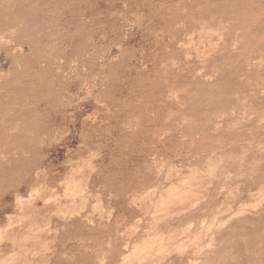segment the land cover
<instances>
[{
	"label": "rangeland",
	"instance_id": "1",
	"mask_svg": "<svg viewBox=\"0 0 264 264\" xmlns=\"http://www.w3.org/2000/svg\"><path fill=\"white\" fill-rule=\"evenodd\" d=\"M217 1L0 0V249L3 250L0 252V264H49L48 260L54 252L61 256V259L56 260L54 264H127L129 260L130 264L133 261L137 262V259L132 260V258H137L136 256L134 258L135 252L140 251L138 246L141 247L144 240L145 243L152 240L148 241L145 237L149 239L147 233H152L151 229L157 224L156 220L161 223L157 218L179 211L185 200V198L182 201L178 199L180 203H176L178 200L175 201V197H170L173 194L171 189L169 188L171 194L167 195L169 192L166 188L170 186L171 182L178 184L181 188L184 187L182 186L184 184L188 185L186 184L188 181L183 180L194 176L196 171L191 172V168H188L186 164L191 161L190 158L195 159L199 156L208 158L199 163L197 171L199 174L196 173L197 175L190 178V188L194 186L193 191H196L197 188V194L201 195L197 196L196 201L202 197L200 202L196 203L198 206L204 205L213 195L219 197V202L211 212L202 213L195 220L188 221L185 225L176 228L179 229V232L183 230L185 233L183 227L187 229L191 223V230H189L192 233H187L189 231L187 229L185 236L188 234V236H192V242L196 240V244L195 242L191 243V239H188V236V238L185 237L183 232L178 234L176 231L178 235L169 232L172 238H178V240L173 239V245L178 244L180 247L176 246L181 250L187 249L186 252H183L185 260L195 258V251L210 245L211 235L206 232L217 231L218 226L222 225V221L227 219V212L233 214L238 211V214L247 219L248 223L235 228L228 234V241L237 242L238 248L229 247L226 255L235 256L236 261L240 264H264V179L255 187L253 191L255 194H248V191L253 187L252 180L264 172V152L262 153L264 151V131L255 127L253 131L249 129L256 117V111L251 108V105L244 107L241 121L244 119L248 123L242 121L243 124L245 123V128L236 139L232 138L235 136L222 134L215 137L213 141L208 134L206 136L199 134L191 136L190 132L192 123H207L209 115L213 113L210 112L213 111L212 107L207 105L208 98H204L202 107L193 113L186 111L183 107L185 98L192 102L198 87L205 84H225L229 78L224 73L216 75L212 71L210 60L207 57L210 53L214 54L217 47L221 46L223 41L225 42L227 36L224 34V37L223 33H226V29H229L233 22L216 5ZM262 5L264 8V1L260 0L253 4L252 8L258 9L259 15L264 17V12L260 7ZM191 17L195 18L192 26L189 23ZM240 18L238 16L239 20ZM206 23L208 27L203 29L202 24L206 25ZM222 24L225 26L229 24V26L225 27ZM218 25L226 29L219 28ZM217 27L218 29H216ZM207 29H210L208 31L211 32L212 29L218 30L220 37L223 36L221 37L222 43L217 46L216 42L220 39L217 38L219 33L213 31L212 34L217 33V35L211 37L210 32L206 31ZM221 29L223 33L220 31ZM200 30L202 34L197 36V34L200 35ZM202 30L208 34L204 32L206 34L204 36ZM207 36L212 40H208ZM205 37L208 39L207 42L205 39L203 46L201 44ZM196 38L197 40L202 38L200 39L202 41L199 40L202 43L195 42ZM190 39L195 40L193 44ZM194 42L200 45V48ZM212 42L216 43V46H213ZM189 45H194L199 50ZM186 46H189L188 50ZM201 55L203 56L201 57ZM172 63H174V67L171 66ZM202 70L203 73H201ZM197 71H200L201 75ZM263 79L264 76H255L253 72L250 73L249 80L252 86L264 82ZM171 92L172 94H170ZM173 92L176 94L179 92L181 96L178 94L176 96L179 100ZM218 114L216 112L214 117L217 118ZM261 148L263 150L259 152ZM221 154H225V157H222ZM218 158H221V162L218 161L220 160ZM208 159L212 161L208 162ZM206 162L212 165L216 164L215 166L209 165L213 167L211 169L214 171L210 170ZM217 163L220 166L223 163V167L220 168ZM161 165L162 167H160ZM84 167L86 172L88 168L90 170L87 172L86 180ZM215 167L218 168V171L216 175L214 174L215 176L213 175L214 177L207 174H211V171L216 172ZM94 168L95 170H93ZM219 169L227 170L232 176L225 177L229 174L226 171L221 172ZM41 171L45 173V176ZM72 171L75 172L74 175L77 174V171L78 174L74 178L71 177L72 179L67 178ZM35 173L36 175H34ZM167 174L169 175L167 176ZM206 176H210L209 179ZM201 177H204V181ZM43 178L44 181H42ZM210 178L211 180L219 179L211 181ZM74 181L75 183H73ZM66 182L69 183H67L68 185L72 183L70 189L69 186L65 187ZM179 182H182V185ZM211 183L213 186H210ZM39 184L41 188H38ZM73 184L79 187L75 188ZM84 185L88 192L84 190ZM189 185L185 188L188 189ZM236 185L239 186L236 187ZM206 186H209L208 190ZM223 186L224 189H222ZM44 187L45 189H43ZM64 188L68 189L66 194ZM72 188L74 192L71 191ZM151 188L153 191L150 192ZM225 188L226 192L224 193ZM50 189L51 191H49ZM229 189L233 193L230 194ZM31 190L37 191L38 194ZM81 190L85 193L84 195L82 192L83 197L87 198L86 195H88V199H84L80 195L82 194ZM145 190L148 194H144ZM40 191L42 194H39ZM162 191L167 193L163 192L162 194ZM53 193L58 195L61 200L56 199V195ZM67 194L71 195L74 200L75 195L76 199H79L74 202L75 206L66 197L64 198V195L67 196ZM165 194L167 197L163 196ZM147 195L148 197H146ZM227 195L231 197L228 198ZM165 198H171L172 202L179 205V209L177 206L173 207L175 204L166 199V205L169 200V207L167 206L169 210H165L167 208L164 209L160 203L158 204L160 199L165 200ZM190 198L183 202V204L186 202L184 205L182 204L183 208L191 207L195 198ZM136 199L139 202H136ZM86 200L88 205L85 210L86 207L82 204L84 206L82 208L83 206L79 203L85 202L86 204ZM152 202L154 203L152 204ZM254 203L261 206L255 205L257 208L252 212L251 208H254ZM94 204L99 207L96 206L93 213ZM157 204L161 206V208L157 206L160 209L155 208ZM251 204L253 205L250 208L251 213L247 212L250 209L246 211L247 213L244 212L246 209L244 210L242 207L246 206L245 208H247L248 206L249 208ZM220 205H223V208H220ZM19 206H21V210H19ZM79 206L81 210H79ZM90 206H94V209ZM97 207L99 210L102 209L98 211ZM226 208L234 212L231 210L230 212ZM219 209L220 214L218 213ZM66 210L69 217L72 215L70 211L73 214L79 212L77 218L83 220V226L55 235V226L59 225L62 228L65 223V217L62 214ZM159 210L160 213L157 212ZM161 210H165L163 211L165 214ZM171 210L174 213H171ZM161 212L165 216L163 214L158 216ZM152 213L157 214V217L155 215L156 220ZM222 213L225 215L222 216ZM26 214L29 215L26 216ZM214 216L215 218H213ZM100 217L102 218L100 219ZM21 219L25 221L21 222ZM46 219H48L47 222ZM204 219L208 225L202 223V225L205 224L203 230L201 222ZM213 219L219 221L216 222ZM99 220L103 221L99 222ZM90 221L91 224H89ZM136 221L137 224L139 221L140 223L137 225ZM211 221L215 223L211 225ZM18 223L21 227L17 226ZM209 223L211 228L208 227ZM214 225H217L216 228ZM94 226L100 227L101 231L90 233L89 228ZM181 228L182 230H180ZM25 229L32 232L30 235L27 231L28 237H30L29 240L28 237L26 239L29 241L28 243L22 237V235H28L24 232ZM165 233L163 236L167 235L165 237L168 240L171 236H168V232ZM159 235L155 237L159 239L161 237ZM179 235L181 238H187L185 239L187 240L185 241L186 248L181 246V243L184 246V241L183 238L180 239ZM36 236H39V239H36ZM165 237L159 239L160 244L163 243L160 245L163 247L162 251L166 249L167 242L172 239L167 241ZM179 239L183 242L180 243ZM161 240H165L166 243ZM189 240L190 244H188ZM199 241L200 243H197ZM205 242H207L206 245ZM126 243H132L131 250L127 251L123 248ZM171 243L168 244L169 248L173 246ZM14 244L16 245L14 246ZM200 244L203 247H197ZM75 246L79 248L75 250L73 248ZM176 246L173 247L176 249ZM133 249H136L135 252L132 251ZM181 250L180 252H182ZM117 251L126 252L125 256L128 254L129 260L124 261L125 263L122 262ZM160 251V249L155 250L156 259H160V264H169L172 258L180 257L179 251L177 253L175 250H173L175 252L170 251L172 254L169 251H165V253L162 251L160 253ZM131 252L134 254L132 255ZM249 255L254 256L253 263L249 261ZM67 258H70V261H65ZM187 261L184 264H187ZM136 262L132 264H137L138 262ZM229 263L236 264L231 260Z\"/></svg>",
	"mask_w": 264,
	"mask_h": 264
},
{
	"label": "bare ground",
	"instance_id": "2",
	"mask_svg": "<svg viewBox=\"0 0 264 264\" xmlns=\"http://www.w3.org/2000/svg\"><path fill=\"white\" fill-rule=\"evenodd\" d=\"M257 1H260V0H218L217 1V3H216V5H218L219 6V8L223 11V13L226 15H228L229 17H230V20H232L233 22H232V26H230V28L229 29H226L227 31H226V33H223V30L221 29L220 31H221V33H223V35L224 34H226V36H227V39L225 40V42L223 41V44L221 45V46H218V44L219 43H222V38L221 37H223V36H221L220 37V33L218 32V30L216 31V32H218L219 33V37L217 36V38H220V39H218V42H216L217 43V50L215 51V53L213 54H211L210 53V55L208 54V56H207V54H206V56L208 57V59L210 60L209 61V64H210V66L212 67V71L217 75V74H220V73H224L225 75H228L229 76V78H228V81L225 83V84H220V83H215V84H205V85H203V86H201V87H198V89H197V91H196V93H195V97H194V99L192 100V102H189L186 98H185V102H183V107L185 108V110L186 111H190V112H194V111H197V110H199L201 107H202V103H203V99L204 98H208V103H207V105L208 106H210V107H212V110L213 111H210V112H213V113H211L210 115H209V119H208V122L206 123H200V124H197V123H192L191 125H190V132H191V136H193V135H196V134H199V135H201V136H206V134H208L209 136H210V138H211V140H213L214 141V139H215V137H219V136H221L222 134H229V135H231V136H235V137H232V138H234V139H236V137H238V136H240L242 133H243V130H244V128H245V123L243 124V122H246V123H248L247 121H244V119L241 121V116H243L244 115V112H242V111H244V107L246 106H250L251 105V108L252 109H254L255 111H256V117H255V119H254V121H252V124L250 125V130L251 131H253V128L255 127V128H257V129H259V130H263L264 131V112H263V110H264V82H261V83H259V85H255V86H252V83H251V81L249 80V77H250V73L251 72H253L254 73V75L255 76H264V63H263V61H264V59H263V57H264V17H262V16H260L259 15V11H258V9H253L252 8V5L253 4H256L257 3ZM261 1H264V0H261ZM214 4V3H213ZM261 8H262V11L264 12V8H263V5L262 6H260ZM185 9V8H184ZM184 11V10H183ZM186 11V10H185ZM209 12V11H208ZM183 14V13H182ZM197 14H199V13H197ZM204 15V14H203ZM217 16V15H216ZM238 16H240L241 18H240V20L238 19ZM120 17V16H119ZM202 17H204V16H202ZM121 18V17H120ZM123 18V17H122ZM215 18V17H214ZM217 18V17H216ZM139 19V18H138ZM189 19V18H188ZM213 19V18H212ZM211 19V20H212ZM215 20H217V19H215ZM172 21V20H171ZM194 21H195V18L194 17H191V19H190V21H189V23H190V26H192V24L194 23ZM219 21V20H218ZM222 21V20H221ZM131 22V21H130ZM223 22V21H222ZM149 24V23H148ZM218 24L220 25V23L218 22ZM224 24H225V22H224ZM125 25V24H124ZM219 25H218V27H219ZM223 25V24H222ZM228 26H229V24H227ZM227 25L225 26V25H223V26H225V27H227ZM129 26V25H128ZM223 26H220V27H223ZM208 26H207V23H206V25L205 24H202V28L203 29H205V28H207ZM209 27H210V24H209ZM212 28H214L213 26H211ZM218 27L216 28V29H218ZM219 27V28H220ZM137 28V27H136ZM165 28V27H164ZM170 28V27H169ZM133 29V28H132ZM138 29V28H137ZM148 29V28H147ZM157 29V28H156ZM211 29V28H210ZM210 29H207L206 31H208V30H210ZM223 29H224V27H223ZM224 29V30H225ZM203 31V30H202ZM206 31H203V34H204V32L206 33V34H208V32H210L209 34H211V37L213 36V37H216L215 35H217V33H215V34H212V32L214 31L213 29H212V32L211 31H208V32H206ZM214 31V32H215ZM129 32V31H128ZM196 32V31H195ZM200 35L199 34H197V36H201V30H200ZM206 34H204V36L206 35ZM196 35V34H195ZM193 36V35H192ZM204 36H202V37H204ZM208 38H203L204 39V41H203V44H201L200 42H199V40L200 39H202V38H199V40H197V38H196V40L197 41H195V40H192V39H190L191 41L190 42H192V44H193V41H195V42H197V43H199V44H201V45H203L204 46V43H205V39H206V42H207V39L208 40H212V38L211 37H209V36H207ZM224 37H225V35H224ZM184 38H186V37H184ZM190 38V37H189ZM214 39V38H213ZM210 40V41H211ZM166 41H168L167 39H166ZM200 41H202V40H200ZM209 41V42H210ZM194 42V44L197 46V47H199L200 45H197L196 43ZM213 42H214V40H213ZM212 42V44H214L213 46H216L215 44L216 43H213ZM211 43V42H210ZM209 43V44H210ZM209 44H208V46H209ZM212 44H211V46H212ZM163 45V44H162ZM180 45V44H179ZM182 45V44H181ZM187 45H188V43H187ZM190 47H192V48H196L197 50H199V48H197L196 46H194V45H189ZM189 46L187 47V50H188V48H189ZM194 46V47H193ZM206 46V45H205ZM221 47V48H220ZM182 48V47H181ZM185 48V47H184ZM204 48V47H203ZM206 49H207V47H206ZM206 49H205V51H206ZM213 49V48H212ZM182 50V49H181ZM185 50H186V48H185ZM195 50V49H194ZM211 50V49H210ZM200 51H202V50H200ZM197 52V51H196ZM186 53H188V52H186ZM202 53H204V52H202ZM206 53H208L207 51H206ZM168 54V53H167ZM169 55V54H168ZM185 55H188V54H185ZM197 55H199V54H197ZM204 55V54H203ZM203 55H201V57L203 56ZM153 56V55H152ZM171 56V55H170ZM205 56V57H206ZM188 57V56H187ZM186 57V59H188ZM204 59V58H203ZM167 60V59H166ZM191 60V59H190ZM197 60V59H196ZM206 60V59H205ZM171 61V60H170ZM173 61V60H172ZM171 61V62H172ZM204 61V60H203ZM174 62V61H173ZM170 63V62H169ZM180 63V62H179ZM178 63V64H179ZM173 64L174 63H172V65L171 66H173ZM205 64V63H204ZM166 65V64H165ZM183 66V65H182ZM174 67V66H173ZM170 68V67H169ZM176 68V67H175ZM159 69V68H158ZM181 69V68H180ZM200 70V69H199ZM167 71V70H166ZM197 72H199V74H200V71H197ZM171 73V72H170ZM201 73H203V70H202V72ZM197 74V73H196ZM196 74H194V75H196ZM199 74H197V75H199ZM212 74V73H211ZM239 74H240V78H239ZM173 75V74H172ZM201 75V74H200ZM199 75V76H200ZM227 76V77H228ZM175 77V76H174ZM209 77V76H208ZM226 77V76H225ZM205 79V78H204ZM239 79V80H238ZM244 79V80H243ZM211 80H213V79H211ZM210 80V81H211ZM183 81V80H182ZM181 81V82H182ZM260 81V80H259ZM263 81H264V79H263ZM190 83V82H189ZM166 84H167V82H166ZM190 87V86H189ZM132 88V87H131ZM185 88H186V86H185ZM172 89V88H171ZM184 89V88H183ZM187 89V88H186ZM186 89H184V90H186ZM168 91V90H167ZM172 91V90H171ZM177 91V90H176ZM181 91V90H180ZM194 91V92H195ZM183 92H185V91H183ZM173 93H175V92H173ZM170 94H172V92L170 93ZM170 94H169V96H170ZM178 95H180L179 94V92L177 93ZM176 93H175V97L176 96H178ZM186 95H187V93H185ZM192 94H194V93H192ZM168 95V94H167ZM182 95H183V93H182ZM181 96V95H180ZM132 97H134V96H132ZM189 97V96H188ZM169 98V97H168ZM174 98V97H173ZM177 98V97H176ZM175 98V99H176ZM178 99V98H177ZM179 100V99H178ZM178 100H176L177 102H179ZM180 100H182L181 98H180ZM189 100H191L190 98H189ZM171 103V102H170ZM251 103V104H250ZM161 104V103H160ZM131 107V106H130ZM204 107V106H203ZM249 109V108H248ZM247 110V109H246ZM251 110V109H250ZM157 111V110H156ZM184 111V110H183ZM217 112V118H215L214 117V115H215V113ZM250 112V111H249ZM171 113V112H170ZM182 113V112H181ZM186 113V112H185ZM246 113V112H245ZM178 114V113H177ZM27 116V115H26ZM176 117V116H175ZM174 117V118H175ZM126 118V117H125ZM156 118V117H155ZM247 118H248V116H247ZM180 120V119H179ZM248 120V119H247ZM168 121H169V119H168ZM182 121V120H181ZM130 122V121H129ZM183 122V121H182ZM184 122H185V120H184ZM256 122H258V124H256L255 125V123ZM136 124V123H135ZM184 124V123H183ZM187 125V124H186ZM188 126V125H187ZM126 127H127V124H126ZM129 127V126H128ZM183 127H184V125H183ZM182 127V128H183ZM116 129V128H115ZM57 130V129H56ZM154 130V129H153ZM134 131H135V129H134ZM132 132V131H131ZM127 134H128V132H127ZM248 135V134H247ZM197 136V135H196ZM161 138H162V135H161ZM186 138V137H185ZM194 138V137H193ZM261 139V138H260ZM182 140V139H181ZM183 140H185V139H183ZM262 140V139H261ZM253 144V143H252ZM251 144V145H252ZM250 145V146H251ZM256 145V144H255ZM258 145V144H257ZM183 146V145H182ZM263 146H264V144H263ZM161 147H162V145H161ZM260 147V146H259ZM261 147H262V145H261ZM181 148V147H180ZM190 149V148H189ZM217 149H219V148H217ZM245 150V149H244ZM243 150V151H244ZM263 149L261 148V149H259V152H261ZM132 151V150H131ZM252 152V151H251ZM264 151H262V153H263ZM197 154V153H196ZM232 154V153H231ZM213 155V154H212ZM215 155V154H214ZM244 155V154H243ZM156 156V155H155ZM158 156V155H157ZM221 156L222 157H225V154H221ZM109 158V157H108ZM122 158V157H121ZM208 157H206V158H204L203 156H199V157H196L195 159H192V158H190L189 160H191L189 163H187L186 164V166L188 167V168H191V172H194V171H196L195 172V174L197 173V174H199V172H197L198 171V166H199V163L201 162V160L203 161V160H205V159H207ZM157 159V158H156ZM165 159H167V158H165ZM217 159V158H216ZM218 159H220V160H218V161H220L221 162V158H218ZM235 159V158H234ZM158 160V159H157ZM161 160V159H160ZM164 160V159H163ZM169 160V159H168ZM209 161L208 162H211L210 161V159H208ZM236 160V159H235ZM79 161V160H78ZM77 161V162H78ZM90 161V160H89ZM166 161V160H165ZM208 162H206L207 164H208V166L209 165H212L211 163H208ZM214 162V161H213ZM212 162V163H213ZM241 162H243V161H241ZM80 163V162H79ZM91 163V162H90ZM107 163H108V161H107ZM177 163V162H176ZM234 163V162H233ZM85 164V163H84ZM160 164H162V163H160ZM165 164V163H164ZM170 164V163H169ZM214 164V163H213ZM131 165V164H130ZM216 164H214V165H212V166H215ZM217 165H218V163H217ZM225 165V164H224ZM256 165V164H255ZM90 166V165H89ZM127 166V165H126ZM166 166V165H165ZM211 166V167H212ZM218 166H220V165H218ZM241 166V164L239 165V167ZM113 167V166H112ZM160 167H162V165L160 166ZM170 167V166H169ZM211 167L209 166V168H210V170H212L213 169V167H212V169H211ZM217 167V166H216ZM216 167H215V171L216 172H212V171H214V170H212L211 171V174L210 173H207V174H209V175H211L212 177H214L215 175H216V173H217V171H218V168L216 169ZM221 167H223V163L221 164V166H220V168ZM253 167H255V166H253ZM87 168V167H86ZM102 168V167H101ZM164 168V167H163ZM208 167H207V169H209ZM84 169H85V167H84ZM92 169V168H91ZM165 169V168H164ZM170 169H171V167H170ZM223 169V168H222ZM256 169V168H255ZM52 170V169H51ZM59 170V169H58ZM70 170V169H69ZM80 170V169H79ZM88 170H89V168H88ZM88 170H87V172H88ZM93 170H95V168L93 169ZM161 170H163V169H161ZM169 170V169H168ZM172 170H174V169H172ZM210 170H209V172H210ZM219 170H221V169H219ZM229 170V169H228ZM35 171V170H34ZM37 171H38V169H37ZM48 171V170H47ZM81 171V170H80ZM79 171V172H80ZM90 171V170H89ZM97 171V170H96ZM127 171V170H126ZM147 171V170H146ZM166 171V170H165ZM205 171V170H204ZM208 171V170H207ZM206 171V172H207ZM223 170H221V172H222ZM224 171H226L227 173H228V171L227 170H225L224 169ZM223 171V172H224ZM42 172V171H41ZM85 172H86V169H85ZM86 172V177H85V180H86V178H87V173ZM91 172H94V171H91ZM163 172H164V170H163ZM162 172V173H163ZM225 172V173H226ZM38 173V172H37ZM43 174H44V176H45V173L44 172H42ZM62 173V172H61ZM74 171H72L70 174H69V176L67 177V178H71V177H73L74 178V176L75 175H77L78 174V171H77V174H75L74 175ZM83 173H84V171H83ZM158 173H160V172H158ZM167 173V172H166ZM180 173V172H179ZM201 173H202V171H201ZM200 173V174H201ZM205 173V172H204ZM225 173H223V174H225ZM42 174V175H43ZM79 174H81V173H79ZM92 174V173H91ZM195 174H194V176H195ZM196 174V175H197ZM215 174V175H214ZM223 174H222V176H223ZM229 174V173H228ZM34 175H36V173L34 174ZM38 175H39V173H38ZM40 175H41V173H40ZM84 175V174H83ZM82 175V176H83ZM125 175V174H124ZM165 176H166V174H164ZM169 174H167V176H168ZM176 175V174H175ZM192 175V174H191ZM214 175V176H213ZM241 175V174H240ZM243 175V174H242ZM254 175V174H253ZM58 176V175H57ZM81 176V177H82ZM89 176V175H88ZM127 176V175H126ZM158 176V175H157ZM160 176V175H159ZM181 176V175H180ZM190 176V175H189ZM194 176H192V177H194ZM201 176V175H200ZM203 176H205V174H203ZM229 177V176H232V175H225V177ZM42 177V176H41ZM77 177V176H76ZM90 177V176H89ZM184 177V176H183ZM183 177H181V179H183ZM186 177H188V176H186ZM185 177V178H186ZM192 177H190V178H192ZM207 177V179H209L208 177H210V176H206ZM224 177V176H223ZM36 178V177H35ZM38 178V177H37ZM82 178H84V176L82 177ZM164 178H166V177H164ZM184 178V179H185ZM190 178L188 179V180H183V181H188L186 184H188L189 185V182L191 183V180H190ZM195 178H197V177H195ZM202 178V177H201ZM222 178V177H221ZM239 178V177H238ZM245 178V177H244ZM45 179H46V177H45ZM72 179V178H71ZM168 179V178H167ZM180 179V180H181ZM194 179V178H193ZM192 179V180H193ZM215 179H217V178H213L212 180H211V178H210V180L211 181H216ZM219 179V178H218ZM218 179H217V181H218ZM222 179H224V178H222ZM227 179V178H226ZM241 179H243L242 177H241ZM251 179V178H250ZM264 179V172H262V174L259 176V177H257V178H254L253 180H252V188L248 191V194L249 195H252V194H255L253 191L255 190V187L257 186V184L258 183H260L262 180ZM63 180V179H62ZM165 180V179H164ZM190 180V181H189ZM202 180L204 181V177L202 178ZM202 180H200L202 183H203V181ZM42 181H44V178H43V180ZM64 181V180H63ZM72 181V180H71ZM77 181V180H76ZM89 181V180H88ZM238 181V180H237ZM264 181V180H263ZM70 182V181H69ZM87 182V181H86ZM163 182V181H162ZM165 182V181H164ZM193 182H194V180H193ZM196 182H197V180H196ZM225 182V181H224ZM68 182H66V184H67ZM73 183H75V181L73 182ZM77 183V182H76ZM80 183V182H79ZM82 183V182H81ZM89 183V182H88ZM180 184L182 183V182H179ZM195 183V182H194ZM41 184V183H40ZM39 184V187L38 188H41V185ZM59 184V183H58ZM69 184V183H68ZM65 185V187H68L69 186V189H70V185L72 184V183H70V185ZM85 184V183H84ZM160 184V183H159ZM183 184H184V182H183ZM196 184V183H195ZM200 184V183H199ZM204 184H205V182H204ZM212 184V183H211ZM44 185H45V183H44ZM74 185V187L76 188L77 187V185L75 186V184H73ZM72 185V186H73ZM79 185V184H78ZM87 185V184H86ZM182 185V184H181ZM188 185H182V186H184L183 188H181V186H178V184H173V182H171L170 183V186H168V188H166L167 190H168V192H169V188L171 189L170 191L173 193V194H171L170 192H169V194H167V195H170V197L171 196H173V198L175 197V201L176 200H180V201H182V200H184V198H185V200L187 199V198H189V197H193V198H195V203L193 202L189 207L190 208H188L187 206V208H183V206H182V204H183V202L185 201H183L182 202V204H181V207H180V209H179V205H177L176 203H180L179 202V200L178 201H176V203L175 202H172L173 200H170L169 198H165V200H159V202H158V204L160 203V205L161 206H163L164 207V209L165 208H167V206L169 207V200H170V202L171 203H174L175 205L173 206V207H175V206H177V208L179 209V211H176L175 213L174 212H172V210H171V213H174V214H171V215H169V214H167V216H165L164 214V212L163 211H165V210H169L168 208L167 209H165V210H161L162 212H161V214H159L158 216H162V214L165 216V217H162V218H157V219H159L160 221L159 222H161V223H158V220H156V218H155V215H156V217H157V214H154V213H152V214H154L153 216H154V219L156 220V225L151 229L152 230V233L151 232H149V233H147V236H149V239H148V237H145V239L147 238V240L149 241L150 239H152L151 241H149V242H146L145 243V240H144V245L142 246V244L143 243H141V247H139L138 246V248L140 249V251L135 247V245H134V247L138 250L137 252H135L134 250H136V249H133L132 251H134L135 252V255H134V258H135V256L137 257V258H135V259H133L132 257V260H136L137 259V262L136 261H133L132 263H134V262H136L137 264H160V259H156V255H155V250L156 249H160L161 251L163 250L162 248V246L160 247V245H162L163 243H161L160 244V240L159 239H162V238H164L165 236H167V235H164L163 236V233H165V232H173V233H171V234H173L174 235V233H176V231H178L176 228H178V227H180V226H183V225H185L188 221H192V220H195V218H198L202 213L204 214V213H207V212H211V210L212 209H214V206L215 205H217V203L219 202V200H218V196H211V197H209V199L208 198H206V199H208L207 201H206V203L204 204V205H200V206H198V204L196 203L197 201H199V200H201V198H199V199H197V201H196V198H197V196L198 195H200V194H197L198 192H197V188H196V191H193V188H194V186H193V188H190L191 187V185H189V188L187 189V188H185V187H188ZM19 186V185H18ZM33 186V185H32ZM58 186H60V185H58ZM85 186V185H84ZM210 186H213V184L212 185H210ZM226 186V185H225ZM237 186H239V185H236V187ZM79 187V186H78ZM77 187V188H78ZM82 187V186H81ZM154 187V186H153ZM152 187V188H153ZM197 187V186H196ZM207 187L209 188V186H206V189H207ZM235 187V188H236ZM24 188V187H23ZM37 188V187H36ZM83 188V187H82ZM87 187L85 186L84 187V190H87L86 192H88V189H86ZM149 189V191L151 192V190L153 191V189ZM155 188V187H154ZM160 188V187H159ZM240 188V187H239ZM43 189H45V187L43 188ZM42 189V190H43ZM48 189V188H47ZM64 189H66V188H64ZM63 189V190H64ZM81 189V188H80ZM79 189V190H80ZM157 189H158V186H157V188H156V191H157ZM165 189V190H166ZM195 189V188H194ZM204 189V188H203ZM202 189V190H203ZM222 189H224V186L222 187ZM231 189V188H230ZM230 189H229V192H230V194L231 193H233L232 191H230ZM263 189H264V187H263ZM263 189H262V191H263ZM35 190H37V189H35ZM39 190H41V189H39ZM63 190H62V192H63ZM67 190L68 189H66L65 190V194L67 193ZM74 189L72 188V192H74L73 191ZM166 190V191H167ZM205 190V189H204ZM208 190V189H207ZM38 191V190H37ZM37 191H32L31 190V192H36V194H38L37 193ZM49 191H51V189L49 190ZM78 191V190H77ZM147 191H148V189H147ZM147 191L145 190V193L144 194H148L147 193ZM155 191V190H154ZM155 191V192H156ZM223 191V190H222ZM221 191V192H222ZM235 191V190H234ZM237 191H238V188H237ZM260 192H261V189L259 190ZM41 192V191H40ZM48 192V191H47ZM52 192H53V190H52ZM56 192V191H55ZM69 193H70V191H68ZM80 192V191H79ZM84 193V191L83 190H81V193ZM155 192H153V193H155ZM163 192H165V191H162V194H163ZM226 192V188H225V191H224V193ZM260 192H258V193H260ZM30 193V192H29ZM78 193V192H77ZM83 193L82 194H80L82 197H83ZM153 193H151V195H153ZM165 193H167V192H165ZM209 193V192H208ZM240 193V192H239ZM30 194H33V193H30ZM29 194V196L31 197V195ZM39 194H42V192L41 193H39ZM44 194H45V190H44ZM43 194V195H44ZM54 194V193H53ZM71 194V193H70ZM87 194V193H86ZM140 194H142V193H140ZM144 194H143V196H144ZM156 194V193H155ZM161 194V193H160ZM204 195L203 196H205V193H203ZM207 194V193H206ZM219 194V193H218ZM227 194V193H226ZM262 194V193H261ZM23 195V194H22ZM42 195V197H45V196H43ZM54 195H56V194H54ZM63 195V194H62ZM79 195V194H78ZM84 195H85V193H84ZM14 196V195H13ZM29 196H27V197H29ZM52 196V195H51ZM87 196V198H85V196L83 197L84 199H88V195H86ZM141 196V195H140ZM160 196V195H159ZM163 196H165V197H167L166 196V194L165 195H163ZM201 196V195H200ZM210 196V195H209ZM226 196V195H225ZM224 196V197H225ZM228 196V198L229 197H231V196H229V195H227ZM236 196V195H235ZM234 196V197H235ZM38 197H39V195H38ZM66 197V199L68 200V201H70L73 205L75 204L74 202H76V200H79V199H76V195L74 196L75 197V200H74V198L71 196V195H68L67 194V196H65L64 195V198ZM146 197H148V195L146 196ZM151 197V196H150ZM161 197H162V195H161ZM251 197V196H250ZM40 198V197H39ZM53 198H54V196H53ZM52 198V199H53ZM57 198H59L58 197V195H56V199ZM90 198V197H89ZM96 198L98 199V197L96 196ZM96 198H94L95 200H96ZM100 198V197H99ZM137 198H139V197H137ZM145 198V197H144ZM157 198H158V196H157ZM160 198V197H159ZM190 198V199H191ZM263 198H264V196H263ZM31 199V198H30ZM60 199V198H59ZM82 199V198H81ZM91 199V198H90ZM146 199V198H145ZM152 199V198H151ZM166 199H169V200H167L168 202H167V205H166ZM224 199H226V198H224ZM28 200V199H27ZM44 200V199H43ZM61 200V199H60ZM83 200V199H82ZM137 201L136 202H139L140 200H141V198L139 199V201H138V199H136ZM193 200V199H192ZM191 200V201H192ZM228 200V199H227ZM226 200V201H227ZM231 200V199H230ZM30 201V200H29ZM45 201V200H44ZM83 201H85V200H83ZM150 201V200H149ZM234 201V200H233ZM256 201V200H255ZM254 201V202H255ZM258 201V200H257ZM56 203H57V201H55ZM81 202V201H80ZM96 202V201H95ZM156 202V201H155ZM188 202L190 203V201H189V199H188ZM187 202V203H188ZM200 202V201H199ZM228 202V201H227ZM18 203H19V201H18ZM79 203V202H78ZM99 203V205H100V201L98 202ZM97 203V204H98ZM135 203V202H134ZM154 202H152V204H153ZM186 203V202H185ZM184 203V204H185ZM231 203V202H230ZM253 203V202H252ZM40 204V203H39ZM72 204H71V206H72ZM81 204V206H85L86 208H85V210L87 209V206L86 205H88L87 204V200H86V204H85V202L83 203H79V205ZM83 204V205H82ZM151 204V205H152ZM156 204V203H155ZM156 205L155 206V208L156 209H160L161 208V206L160 205ZM183 204V205H184ZM227 204V203H226ZM249 204V203H248ZM247 204V205H248ZM258 204V203H257ZM256 203H254L253 205L251 204L250 205V207L248 208V206H247V208H245L244 206L242 207V209L244 208V212H246L247 210H249L250 208H251V206H253L254 208H251L252 209V212H253V209L255 210L256 208H257V206H261V205H257ZM263 204V203H262ZM43 205H45L44 204V202H43ZM95 205V204H94ZM172 205V204H171ZM232 205V204H231ZM234 205H235V203H234ZM244 205V204H243ZM255 205H257L256 206V208H255ZM18 206V205H17ZM60 206V205H59ZM64 207H65V205H63ZM75 206V205H74ZM77 206H78V204H77ZM76 206V207H77ZM84 206L82 207V208H84ZM96 206H98V205H95V209H94V206H90V208L91 207H93V209H94V211H93V213L95 212V210H96ZM149 206H150V203H149ZM157 206H160V208H157ZM223 206V205H222ZM221 205H220V208H223ZM233 206V205H232ZM231 206V207H232ZM240 206V205H239ZM14 207V206H13ZM20 207V209L19 210H21V206H19ZM18 207V208H19ZM41 207V206H40ZM61 207V206H60ZM63 207V208H64ZM80 207V206H79ZM78 207V208H79ZM99 207V206H98ZM98 207H97V209H98ZM102 207V206H101ZM163 207H162V209H163ZM226 207V206H225ZM241 207V206H240ZM239 207V208H240ZM44 208V207H43ZM176 208V207H175ZM230 208V207H229ZM229 208L227 209V210H229ZM27 209V208H26ZM60 209V208H59ZM67 210H68V208H66ZM74 209H75V207H74ZM102 208H100V210H101ZM174 209V208H173ZM177 209V210H178ZM251 209H250V211H247V212H250L251 213ZM259 209V208H258ZM19 210H17V211H19ZM67 210H66V212L64 211V214H66V215H64V214H62L63 215V217H65L64 219H65V223H64V225H63V227L62 228H60V226L59 225H56L55 226V228H54V232L56 233L55 235H57V233H61V232H64V233H66V232H69V231H71V230H76V229H78L80 226L82 227L83 226V220H80L79 218H77V217H79V212L77 213V214H73L72 213V211H73V209H72V211H70L71 212V217H69L70 215H69V213H67ZM71 210V209H70ZM77 210V209H76ZM79 210H81V207H80V209ZM84 210V209H83ZM83 210H82V212H83ZM84 210V211H85ZM99 209H98V211H100ZM148 210H149V208H148ZM154 210V209H153ZM231 210V209H230ZM229 210V211H230ZM15 211V210H14ZM24 211V210H23ZM39 211H40V209H39ZM112 211V210H111ZM175 211V210H174ZM232 212H234L233 210H231ZM230 211V212H231ZM241 211V210H240ZM258 211V210H257ZM25 212H27V211H25ZM36 212H37V210H36ZM62 212H63V209H62ZM76 212V211H75ZM91 212H92V210H91ZM105 212V211H104ZM103 212V213H104ZM113 212V211H112ZM154 212H156V211H154ZM158 213H160V210L159 211H157ZM156 212V213H157ZM168 212V211H167ZM218 212V211H217ZM246 212V213H247ZM39 213V212H38ZM61 213V212H60ZM81 213V212H80ZM92 213V214H93ZM96 213H98V212H96ZM100 213V212H99ZM102 213V212H101ZM216 213V212H215ZM219 214H220V209H219V212H218ZM235 213V214H234ZM233 214H229L228 212H227V216H226V218L227 219H225L224 221H225V223H224V221H222L223 223H222V225L221 226H218V230L217 231H213V232H211V230H210V233H208V232H206L208 235L210 234L211 236H210V245H209V247L207 246V248H203V249H200L199 248V251H195L196 253V255H194L195 256V258H190L188 261H187V259L185 260L184 259V254H183V252H186V250L184 251L183 249L181 250L180 248H178V244H176V242H175V244L176 245H178V246H176V245H173V242H174V240L173 239H175V240H178V238L176 237H174V238H172V236L170 235V233L168 234V236L170 237V238H172V239H170L169 237V239H170V242H172L171 243V245H173L174 247L176 246V249L172 246L171 248H169V246H168V244H170V242L166 239V237H165V240H167L168 242V244L166 245V249L164 250V251H162V253L164 252L165 253V251H173V250H175V251H173V252H175V253H177L178 251V253H180V257H175V258H172L171 260H170V262L171 263H169V264H184L186 261L188 262L187 264H230L229 263V261L231 260V261H235L236 262V264H240L239 262H237L236 260H237V258L235 257V256H229V255H226V253H227V250H228V248L229 247H232L233 249H235V248H238V243L237 242H233V241H228L229 240V238L227 237L228 236V234L229 233H231V231H233L235 228H237V227H240L241 225H246L247 223H248V220L247 219H244V218H242L239 214H238V211H236V212H234ZM242 213H243V210H242ZM246 213H244V214H246ZM217 214V213H216ZM215 214V216H217ZM218 214V215H219ZM223 214V213H222ZM244 214H243V217H244ZM258 214V213H257ZM3 215V214H2ZM29 215V214H28ZM27 214H26V216H28ZM42 215H44V214H42ZM91 215V214H90ZM94 215V214H93ZM110 215H111V212H110ZM225 215V213L222 215V216H224ZM247 215V214H246ZM41 216V215H40ZM67 216H68V218H67ZM101 216H102V214H101ZM105 216V215H104ZM152 216V217H153ZM208 216V215H207ZM215 216L213 217V218H215ZM221 216V215H220ZM221 216V217H222ZM3 217H4V215H3ZM30 217V216H29ZM42 217H44V216H42ZM88 217V216H87ZM91 217H93L92 215H91ZM103 217V216H102ZM102 217H100V219L102 218ZM111 217V216H110ZM217 217H219V216H217ZM216 217V218H217ZM9 218V217H8ZM11 218H14V217H11ZM15 218H17V217H15ZM18 218H19V215H18ZM47 218V217H46ZM67 218V219H66ZM81 218V217H80ZM89 218H90V216H89ZM144 218V217H143ZM7 219V218H6ZM25 219V218H24ZM22 220L21 219V222H23V221H25V220ZM27 219V218H26ZM64 219H63V221H64ZM85 219H87V218H85ZM108 219V218H107ZM150 219H151V216H150ZM153 219V218H152ZM223 219V218H222ZM221 219V220H222ZM8 220V219H7ZM13 220H15V219H13ZM20 220V219H19ZM29 220V219H28ZM47 220L48 219H46V222H47ZM50 220V219H49ZM155 220H154V222H155ZM197 220V219H196ZM205 220V219H204ZM203 220V221H204ZM206 220H207V218H206ZM206 220L203 222H201V225H202V223H205L206 225H208L207 223H206ZM214 220V219H213ZM11 221V220H10ZM27 221V220H26ZM31 221V220H30ZM62 221V222H63ZM101 220H99V222H100ZM103 221V220H102ZM101 221V222H102ZM210 221V220H209ZM214 221H219V220H214ZM5 222H7V221H5ZM21 222H19V223H21ZM29 222V221H28ZM49 222V221H48ZM86 222H88V221H86ZM124 222V221H123ZM153 222V221H152ZM221 222V221H220ZM9 223V222H8ZM11 223V222H10ZM18 223V224H19ZM106 223H107V221H106ZM139 223H140V221H139ZM138 223V224H139ZM190 223V222H189ZM215 223V222H214ZM214 223H212V221H211V225H213ZM15 224H16V222H15ZM14 224V225H15ZM25 224V223H24ZM29 224H30V222H29ZM48 224V223H47ZM87 224V223H86ZM89 224H91V221L89 222ZM103 224V223H102ZM136 224H137V221H136ZM137 224V225H138ZM144 224V223H143ZM205 224H203V225H205ZM216 224H218V223H216ZM136 225V226H137ZM200 225V226H201ZM202 225V226H203ZM211 225H210V223H209V226L208 227H210L211 228ZM17 226H19V227H21L20 226V224L19 225H17ZM50 226V225H49ZM93 226V225H92ZM153 226V225H152ZM151 226V227H152ZM190 226H192L191 225V223H190ZM189 226V228L187 227V229L189 230L191 227ZM199 226V227H200ZM217 226V225H216ZM216 226L214 225V227L216 228ZM4 227V226H3ZM11 227V226H10ZM9 227V229H11ZM29 227V226H28ZM27 227V228H28ZM33 227V226H32ZM47 227V226H46ZM45 227V228H46ZM130 227V226H129ZM133 227V226H132ZM204 227L205 226H203V230H204ZM26 228V229H27ZM49 228V227H48ZM136 228V227H135ZM184 228V230H185V233H186V231H188L185 227H183ZM193 228V227H192ZM213 228V227H212ZM26 229L24 230V232H26L27 233V231H28V233H30V235L32 234V232H29V229L26 231ZM176 229V230H175ZM32 229L30 228V231H31ZM150 230V229H149ZM174 230H175V232H174ZM180 230H182V228L180 229ZM191 230V229H190ZM190 230L187 232V233H189L190 232ZM214 230V229H213ZM89 231H90V233L91 232H100L101 231V228L100 227H98V226H94V227H92V228H89ZM125 231V230H124ZM127 231V230H126ZM130 231H131V229H130ZM135 231H136V229H135ZM146 231H147V229H146ZM49 232V231H48ZM88 232V231H87ZM133 232V231H132ZM161 232H162V234H161ZM181 232V231H180ZM179 231H178V234L180 233ZM182 232L184 233V231L182 230ZM182 232H181V234H182ZM197 232H199V231H197ZM201 232H202V230H201ZM204 232V233H205ZM27 233V234H28ZM49 233H51V231L49 232ZM130 233V232H129ZM159 233H160V235H159ZM185 233L183 234L184 236H185ZM192 232H190V234H191ZM22 234H24V233H22ZM21 234V235H22ZM124 234V233H123ZM136 234V233H135ZM166 234V233H165ZM177 234V233H176ZM177 234V235H178ZM180 234V235H181ZM194 234V233H193ZM192 234V235H193ZM195 234H197V233H195ZM202 234H203V232H202ZM145 235V234H144ZM151 235H152V238H150L151 237ZM163 236L162 238L161 237H159V239L157 238V237H155V236ZM179 235V236H180ZM182 235V236H183ZM187 235V234H186ZM189 235V234H188ZM187 235V236H188ZM0 236H1V234H0ZM25 236V237H24ZM22 235V237H23V239L24 240H26L27 239V237L29 236V234L26 236V235ZM143 236V235H142ZM176 236V235H175ZM187 236H185V237H187ZM194 236V235H193ZM196 237H197V235H195ZM39 236H36V239H39L38 238ZM185 237H182L181 238V236H180V239H182L183 241H181L180 239H179V242L181 243V242H183L184 243V246L182 245V243H181V246L182 247H184V248H186L185 247V245H186V243H185V241H187V240H185V239H187L188 237V239H191V243H193V242H195V244H196V238L194 237V240L195 241H193L192 242V236H188L187 238H185ZM192 237V238H191ZM206 238H208L207 236H205ZM253 237V236H252ZM1 238V237H0ZM19 238V237H18ZM21 238V237H20ZM29 238L30 237H28V240H29ZM128 238V237H127ZM2 239H3V237H2ZM6 239V238H5ZM16 239V238H15ZM22 239V240H23ZM201 238L199 237V240H200ZM233 239V238H232ZM20 240V239H19ZM23 240V241H24ZM28 240H26L25 242L26 243H28L29 241ZM142 240V241H143ZM146 240V241H147ZM165 240H161V242L163 241V242H165ZM171 240H173V241H171ZM207 240V239H206ZM245 240V239H244ZM141 241V240H140ZM207 241H209V240H207ZM32 242V241H31ZM89 242V241H88ZM178 242V243H179ZM166 243V242H165ZM165 243H164V245H165ZM179 243V244H180ZM197 243H200V241L199 242H197ZM206 243L207 242H205V245H206ZM17 244V243H16ZM16 244H14V246L16 245ZM24 244V243H23ZM53 244H54V242H53ZM63 244V243H62ZM132 243H126V245L123 247L125 250H127L128 251V249H130L131 250V248H130V246H133V245H131ZM140 244V243H139ZM188 244H190V240H189V242H188ZM194 244V245H195ZM25 245V244H24ZM46 245V244H45ZM193 245V244H192ZM231 245V246H230ZM19 246V245H18ZM202 245L200 244V246L199 245H197V247H201ZM203 246H204V243H203ZM202 246V247H203ZM21 247V249H22V246H20ZM168 247V248H167ZM180 247V246H179ZM181 247V248H182ZM189 247V246H188ZM187 247V248H188ZM205 247V246H204ZM75 250H77V248H79L78 246H75V247H73ZM165 248V247H164ZM172 248H174L173 250H171ZM96 249V248H95ZM100 249V248H99ZM195 249V248H194ZM46 250V249H45ZM180 250L182 251V252H180ZM189 250H191L190 249V247H189ZM197 250V249H196ZM1 251H3V250H1L0 249V252ZM27 251H28V249H27ZM47 251V250H46ZM161 251H160V253H161ZM233 252V251H232ZM263 252V251H262ZM117 254H118V256L120 257V259L121 260H123L122 262H124V261H126V260H129L128 258H130V257H127V255L125 256V254H126V252L125 253H122V252H119V251H117ZM131 254H132V252H131ZM134 254V253H133ZM132 254V255H133ZM137 254V255H136ZM166 254H168V252H166ZM170 254H172L171 252H170ZM29 255H30V253H29ZM32 255V254H31ZM103 255V254H102ZM132 255H130V256H132ZM24 256V255H23ZM22 256V257H23ZM163 256V255H162ZM187 256V255H186ZM193 256V255H192ZM263 256V255H262ZM61 256L60 255H58L57 253H52V255H51V257L49 258V260H48V263L49 264H54L55 263V261L56 260H58V259H61L60 258ZM126 257H127V259H126ZM1 258V257H0ZM102 258V257H101ZM104 259V258H103ZM125 259V260H124ZM248 259H249V261L251 262V263H253L254 262V256L253 255H249V257H248ZM2 260V259H1ZM4 260V259H3ZM10 260V259H9ZM28 260V259H27ZM26 261V260H25ZM65 261H70V258H67V259H65ZM4 262V261H3ZM10 262V261H9ZM129 262H131L130 260H129ZM129 262H127V264L129 263ZM0 263H1V261H0ZM7 263V262H6ZM24 263V262H23ZM104 263V262H103ZM125 263V262H124ZM131 263V264H132ZM2 264H4V263H2ZM28 264V263H27ZM119 264H121V263H119ZM123 264V263H122ZM130 264V263H129ZM165 264H168V263H165Z\"/></svg>",
	"mask_w": 264,
	"mask_h": 264
}]
</instances>
